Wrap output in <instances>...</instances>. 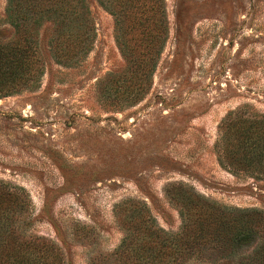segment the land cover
<instances>
[{"label": "rangeland", "instance_id": "374dc122", "mask_svg": "<svg viewBox=\"0 0 264 264\" xmlns=\"http://www.w3.org/2000/svg\"><path fill=\"white\" fill-rule=\"evenodd\" d=\"M86 1L96 37L84 61L56 65L46 24L38 37L40 85L0 99V179L28 197L27 235L54 242L64 264H121L116 206L144 202L159 227L176 233L171 185L179 183L222 205L264 213V181L222 168L214 150L229 112L245 106L264 114V0H164L169 37L152 87L122 111L102 102L96 88L124 67L113 17ZM4 8L0 0L2 42L12 37ZM261 223L233 256L189 264H254L264 217Z\"/></svg>", "mask_w": 264, "mask_h": 264}, {"label": "trees", "instance_id": "16d2710c", "mask_svg": "<svg viewBox=\"0 0 264 264\" xmlns=\"http://www.w3.org/2000/svg\"><path fill=\"white\" fill-rule=\"evenodd\" d=\"M114 21V40L124 67L97 81L98 97L115 111L138 104L152 87L153 76L169 37L164 0H96ZM4 23L12 37L0 41V99L37 89L44 75L38 54L41 28L50 58L72 68L84 61L95 41V26L86 0H5ZM218 164L234 173L264 181V114L246 107L229 112L218 126L214 145ZM180 218L178 232H167L144 202L116 206L122 238L116 248L121 264H189L201 256L217 262L236 246L253 242L264 213L220 204L183 184L171 185ZM22 187L0 179V264H64L50 240L27 235L28 203ZM212 251H215L213 253ZM204 257V258H205ZM264 264V245L251 257Z\"/></svg>", "mask_w": 264, "mask_h": 264}]
</instances>
